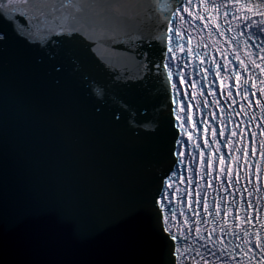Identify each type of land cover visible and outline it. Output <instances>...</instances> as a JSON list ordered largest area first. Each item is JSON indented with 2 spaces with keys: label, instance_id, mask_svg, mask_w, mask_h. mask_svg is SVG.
<instances>
[{
  "label": "water",
  "instance_id": "1",
  "mask_svg": "<svg viewBox=\"0 0 264 264\" xmlns=\"http://www.w3.org/2000/svg\"><path fill=\"white\" fill-rule=\"evenodd\" d=\"M65 2L0 14V264H170L154 198L181 139L171 13L119 0L88 21Z\"/></svg>",
  "mask_w": 264,
  "mask_h": 264
},
{
  "label": "snow or ice",
  "instance_id": "2",
  "mask_svg": "<svg viewBox=\"0 0 264 264\" xmlns=\"http://www.w3.org/2000/svg\"><path fill=\"white\" fill-rule=\"evenodd\" d=\"M118 3L119 0H112L107 4L103 2L77 4L75 0H66L63 7L75 13L74 16L70 15L69 19L84 17L88 21H93L97 18H108L109 13L118 12ZM29 4L30 0H0V14L5 11L19 12L21 16L28 17L27 11L23 8H27ZM201 5L205 14H201V11H193L194 7L198 9ZM209 9L212 12L211 16L207 15ZM221 9H223L224 23H231L230 15L231 20L242 17V23L237 25L236 34L225 41L234 45L230 52L232 59L224 56L229 49L221 46L219 40H213L211 47L221 53L220 60L214 55L210 56L208 51H199L201 47L204 49L210 47L203 38L197 45L196 55L193 56V48L190 46L192 36L188 33L182 34L181 26H174L173 20L179 19L186 24L199 21L200 23L197 24L199 31L209 29L208 39H211L214 33L223 37L226 31L232 29H225L223 25L211 28L209 24L203 23L206 19L215 20L219 17ZM148 11L171 13L170 17H165L167 30L163 39L166 40V52L163 55L167 59L161 61V66L166 70L172 102L177 105L174 109L175 119L179 121L176 127L181 137L187 136V141L179 139L176 143L184 149L185 144L191 141V147L199 150L196 155L187 158L184 150L174 152L178 164L175 165V170H170V174L166 173V180L161 181V191L154 198L157 218L161 221V228L169 241L170 254L173 257L170 264H264V183H261L264 177V167L261 166V162H264V39L259 43L255 41L250 43L255 33L245 31L255 26L259 32L264 33V3L253 4L249 0L243 3L241 0H227L226 3H216V0H197L194 4V0H179V5L172 8L168 0H155L154 6ZM147 14L146 12L145 16ZM185 14L191 19H185ZM251 17L259 19H251ZM115 18L125 23L130 19L123 14ZM245 36L247 38H244ZM185 45L189 46L185 48ZM177 52L183 55L177 57ZM197 57H200V62L192 66L190 72L198 69L203 76L200 79L186 77L184 69L189 68L190 59L194 60ZM204 57H208V67H203ZM222 71L229 74L225 76ZM210 75L214 78L207 80V87L200 84L201 80L207 79ZM216 80L220 83L214 89L212 85ZM225 81L229 83L225 84ZM184 84H188L193 89L192 97L196 96V85L200 84L204 107H208V96H211L212 105L220 109L221 115L227 108L236 117L243 116L246 119L237 121L229 115L228 120L235 126L229 129L228 136L223 140L218 137H225L228 123L222 119L217 120V126L211 127V143L205 138L202 140V147L201 141L195 140L185 127V123L192 120V114L191 100H188L185 106V100L178 98L182 91L185 98L188 96L186 90L178 88V85ZM225 88H227L226 94ZM205 92L208 96L204 95ZM217 92L221 97H226L223 100L224 106H221L220 99L216 98ZM196 106L200 108L201 104L198 102ZM212 115L215 117L217 114L212 113ZM198 123L204 125L206 121L201 118ZM192 127L195 128L196 125L193 124ZM206 132L205 128L204 134ZM237 144L240 146H236ZM213 153L219 154L215 161L212 159ZM236 153L239 155H235ZM216 163L220 166V176L225 179L213 187V179H219L212 175ZM232 163L236 165L235 177ZM241 164L246 169L243 172L245 183L236 187L241 184ZM197 175L200 179L207 178L205 192L209 188L217 192L211 209L207 196L201 197L199 184L197 183L194 190L190 187ZM185 179L188 187L181 195H177L181 193L179 184ZM230 187L235 188V192L230 191ZM221 189L233 197L231 205L223 209L222 202L227 204L228 201L225 196L220 195ZM185 205L188 214H185L183 207ZM178 214L183 217L182 220L178 218ZM208 217H211V221L207 219ZM229 219L231 223H228Z\"/></svg>",
  "mask_w": 264,
  "mask_h": 264
}]
</instances>
